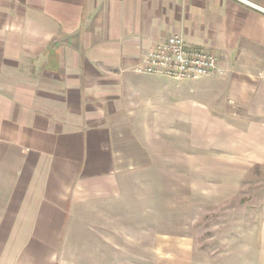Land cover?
Segmentation results:
<instances>
[{"label":"crops","instance_id":"0c3cea01","mask_svg":"<svg viewBox=\"0 0 264 264\" xmlns=\"http://www.w3.org/2000/svg\"><path fill=\"white\" fill-rule=\"evenodd\" d=\"M171 35L224 70L175 82L264 122V0H0V264H56L92 197L149 164L131 118L164 78L134 68Z\"/></svg>","mask_w":264,"mask_h":264},{"label":"rangeland","instance_id":"374dc122","mask_svg":"<svg viewBox=\"0 0 264 264\" xmlns=\"http://www.w3.org/2000/svg\"><path fill=\"white\" fill-rule=\"evenodd\" d=\"M159 82L131 118L149 164L92 197L56 264H264V120L227 116L208 83Z\"/></svg>","mask_w":264,"mask_h":264},{"label":"built area","instance_id":"2783aa9c","mask_svg":"<svg viewBox=\"0 0 264 264\" xmlns=\"http://www.w3.org/2000/svg\"><path fill=\"white\" fill-rule=\"evenodd\" d=\"M134 72L174 81H195L224 75L213 53L189 47L178 35H171L154 44L134 68Z\"/></svg>","mask_w":264,"mask_h":264}]
</instances>
